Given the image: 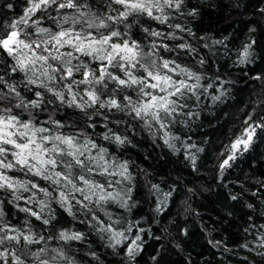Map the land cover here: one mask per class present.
Instances as JSON below:
<instances>
[{
    "label": "trees",
    "instance_id": "trees-1",
    "mask_svg": "<svg viewBox=\"0 0 264 264\" xmlns=\"http://www.w3.org/2000/svg\"><path fill=\"white\" fill-rule=\"evenodd\" d=\"M78 2L87 5L81 11L89 18L92 14L101 18L115 16L125 10L111 0ZM29 6V0H0V36L7 34L8 26L16 23ZM193 11L195 14L190 15ZM162 14L169 17L166 24L146 14L110 23L111 30L120 31L123 39L135 40L146 53L153 51V43L167 44L171 50L158 48L157 61L160 57L175 61L179 68L194 74L188 77L179 68L172 74L196 88L180 98L181 107L164 121L163 129L156 122L136 118L134 113L129 115L128 109L121 112L98 104L81 109L70 104L67 86L71 81L61 80L60 73L52 71L60 66L59 62L51 58L47 64L30 62L34 55H47L44 48L53 47L43 44L48 37L36 32V27L56 31L52 18L59 22L63 15L78 16L74 9L57 11L51 6L37 11L27 26L17 25L20 38L33 44L34 51L21 46L17 53L28 65L27 71L19 68L15 56L0 49V116H15L19 122L48 130L38 136H73L80 151H85L86 142L95 143L96 148L87 143V151L80 159L97 169L90 179L104 184L114 196L119 194L115 202L98 205L93 196L90 201L78 203L84 195H90L82 182L74 180L78 187H85V193L72 192L63 184L54 185L17 165L12 153L19 150L5 144L9 150L5 163L12 162L15 167L3 172L16 186L0 189V236L22 233L36 242L5 238L0 244V253H4L0 264H17L16 257L23 264H264V128L257 127L247 150L241 146L235 159L229 161L230 166L221 168L232 154L230 146L245 129L264 125V0H184L179 10L164 7L161 13L154 9V15ZM129 24L131 27H126ZM176 24L183 31L170 27ZM89 31L108 33L103 28ZM152 31L164 35L153 37L149 34ZM36 44L42 47L35 48ZM180 44L190 47L180 48ZM75 55L79 60L74 59L73 64L83 61L88 70L102 67L99 60ZM109 71L120 74L113 68ZM142 72L143 69L136 70L137 75ZM81 78L76 73L75 79ZM107 83L109 89L113 88L112 81ZM95 88L99 94L100 86ZM72 91L77 95V104L85 103L87 86L74 84ZM60 92L63 100L56 95ZM121 95L136 99L130 91L115 93L117 99ZM110 96L104 90L101 100ZM32 101H37L38 107H33ZM105 136H120L124 143L104 139ZM17 139L23 142L24 138ZM61 147L67 149L66 145ZM100 148L106 150L108 170L113 175H101L97 166L87 160L89 155L98 157ZM71 159L63 157L65 162ZM121 164H127L131 180L119 175ZM55 171L67 172L59 161ZM79 174L81 170L74 166L73 175ZM59 191L69 195L63 205L58 202ZM69 203L71 214L67 211ZM25 208L30 211H23ZM31 212H37L40 218ZM45 219L48 224L43 223ZM109 223L123 236L101 230ZM61 233H80L82 238L64 240ZM129 248L133 249L131 256Z\"/></svg>",
    "mask_w": 264,
    "mask_h": 264
},
{
    "label": "snow or ice",
    "instance_id": "snow-or-ice-1",
    "mask_svg": "<svg viewBox=\"0 0 264 264\" xmlns=\"http://www.w3.org/2000/svg\"><path fill=\"white\" fill-rule=\"evenodd\" d=\"M102 3H107L108 0H101ZM111 3L122 6L125 10L119 11L115 16L108 15L106 17H98L92 14V18H89L87 14L81 11L82 7L87 5H81L78 0H29V7L25 9L24 15L19 18L16 23L9 25V31L6 35L0 36V49L6 51L10 56H15L17 64L21 70L27 71L28 65L25 64L24 60L17 55L21 46L25 49H33L32 43H26L25 40L21 39V31L17 25L27 26L31 17L37 11H46L49 7L55 6V10L60 9H74L78 16L70 17L63 15L59 22L53 17L52 21L56 24V31L48 28L36 27V32L46 34L48 39L43 41L44 45L53 46L51 49L44 48L47 55L40 54L34 55L31 58V63L34 64L37 60L47 64L51 58L53 61L59 62V67L52 68V65H48L52 68L54 73H60L61 80H70L68 84V92L72 99L69 101L70 104H76L77 107L83 109L86 106L91 107L93 105H99V107L114 108L118 111L124 112L126 109L129 110L128 114L134 113L136 118L147 119L156 122L161 129L165 128L164 121L167 118L172 117L173 113L181 107L180 98L184 97L186 93L193 92L196 88L195 84H189L187 80H180L173 77V73L177 72L179 68L175 64V61H170L160 57L159 62L156 57L159 55L158 48H163L166 51H170L167 44L157 45L152 44L153 51L144 52L141 45L135 40L123 39L120 31L111 30L113 23L110 22H123L133 14H146L148 17L159 21L161 24H166L169 17L167 15H154V9H158L163 13L164 7L175 8L179 10L184 3V0H162L163 7L161 6V0H111ZM11 8V4L7 5ZM114 11V10H113ZM194 15L195 12L189 13ZM33 24L38 25L39 21H34ZM64 25H68L65 27ZM130 28L131 25H126ZM177 29L181 28V25H171ZM106 29L107 34L93 33L89 29ZM147 32L148 29H143ZM153 37H161L164 34L158 31H152L149 33ZM26 36L27 33H24ZM114 38H116L114 40ZM169 38L175 39L173 34H169ZM118 40V42H116ZM42 45L36 44L35 48H41ZM69 48L71 50L61 52L62 48ZM180 48L190 47L185 44H180ZM34 51V49H33ZM53 52L56 54L53 55ZM75 53H80L84 56L92 57L93 59L99 60L102 63V67L98 66L96 69L88 70V65L81 61L78 64H73L74 59L79 60V57ZM247 54V50H245ZM84 69L81 71V69ZM109 68H113L120 74H114L109 71ZM143 69L142 74L137 75V69ZM179 72L186 74L188 77H192L194 74L189 72L187 69L179 68ZM76 73H80L81 79H75ZM48 75L47 71L44 73ZM49 79H55V76H49ZM195 79L199 81L200 77L196 76ZM107 81L113 82V88L109 89ZM31 83L35 84L36 81L32 80ZM85 85L87 91L84 95L87 97L85 103L77 104V95L72 91L73 85ZM95 85H99L101 92L98 94ZM104 90H107L111 96L108 99L101 100ZM15 93V88H12ZM131 92L135 95L136 99H133L132 95H121L119 99L116 98L115 93ZM19 95V93H16ZM39 96L40 94L37 93ZM56 95L63 100L64 94L62 92L56 93ZM213 99H219V97H213ZM33 107H38L37 101H32ZM58 124V122H56ZM58 126H61L58 124ZM264 128V125H250L245 132L236 139V141L230 146V152L232 153L227 159H225L221 165V168L230 166L229 161L235 159L236 151L243 146L244 150H247L250 142L255 135L256 128ZM23 129V130H21ZM31 131V135H29ZM48 130L44 127L35 128L30 122L22 123L17 120L15 116L9 115L8 117L0 116V189L15 188L16 184L12 182L11 178L8 177L3 169H11L15 167L12 162L5 163L6 153L9 151L4 147L5 144L13 145L15 149L19 151L13 152L15 162L17 165H23L28 168L29 171L34 172L35 175L41 176L45 180L51 181L54 185L63 184L64 188L71 189L72 192L85 193V187H78L74 180L82 182L87 187V191L90 195H84L83 200L78 203L83 204V201H90L93 196L96 197V203L99 205L102 202L107 203L109 200L117 201V195H113L112 192H108L104 184L90 179V174L97 169L90 167L89 163H86L84 159H80L81 156L85 155L87 151L86 142L85 151H80L77 148V138L73 136L64 135H37L38 133H45ZM18 137H23V142H18ZM167 137V133H165ZM104 139H113L115 142L123 144L124 140L120 136H105ZM58 142V143H57ZM165 143L168 144V139L165 138ZM50 145V146H47ZM66 145L67 149L61 147ZM171 147V145H169ZM92 148H96L95 143H91ZM76 149V150H70ZM105 149L100 148L98 157L88 156L87 160L94 163L100 170L101 175H113L108 170V162L105 159ZM64 156L71 157L72 159L65 162ZM193 163L195 158L193 157ZM59 164L67 170V172L55 171ZM78 167L81 170V174L74 176L73 168ZM119 175L124 179L131 180L132 177L127 171V164H121ZM108 183L111 187L110 182ZM20 187H25L24 184H20ZM35 187V185H34ZM40 191L44 192L45 195H49L46 189L41 188ZM131 188H129L128 195L130 197ZM58 202L62 205L69 201V195L64 191L58 192ZM75 197H73L74 199ZM235 199V197H233ZM43 207V201H41ZM127 207V204H123ZM87 208L88 205L84 204ZM23 211L29 212L30 210L25 208ZM67 211L71 214L72 208L69 203ZM2 215V213H0ZM32 216L40 218L37 212H31ZM99 224H103V221H99L98 217H94ZM44 224H48L49 221L45 219ZM102 231H110L113 236H123V233L116 232L112 229V225L109 223L106 227L101 228ZM9 240H20L23 238L28 243H35L36 241L29 235L18 234L16 236H0V244L3 243L4 239ZM82 236L80 233H73L68 235L67 233H61V239L64 240H79ZM139 239V237H137ZM116 243H120L117 240ZM114 246V245H113ZM128 254L133 255V249H128ZM4 253H0L3 256ZM14 255V254H13ZM33 255H39L34 253ZM17 264H23V262L16 257ZM46 264V262H41Z\"/></svg>",
    "mask_w": 264,
    "mask_h": 264
}]
</instances>
